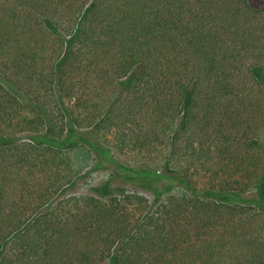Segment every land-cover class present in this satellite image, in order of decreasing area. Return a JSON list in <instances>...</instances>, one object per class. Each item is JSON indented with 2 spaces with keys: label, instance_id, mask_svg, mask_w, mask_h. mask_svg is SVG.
Returning <instances> with one entry per match:
<instances>
[{
  "label": "trees",
  "instance_id": "trees-1",
  "mask_svg": "<svg viewBox=\"0 0 264 264\" xmlns=\"http://www.w3.org/2000/svg\"><path fill=\"white\" fill-rule=\"evenodd\" d=\"M253 1L0 0V264H264ZM78 150L152 201L59 199Z\"/></svg>",
  "mask_w": 264,
  "mask_h": 264
},
{
  "label": "rangeland",
  "instance_id": "rangeland-1",
  "mask_svg": "<svg viewBox=\"0 0 264 264\" xmlns=\"http://www.w3.org/2000/svg\"><path fill=\"white\" fill-rule=\"evenodd\" d=\"M251 6L254 9H264V4L260 1L251 2ZM128 80V79H127ZM127 80L121 83V93H123L127 87L132 83L133 78L128 82ZM9 141L1 142L0 145L8 144ZM264 142L262 143V146ZM261 146V147H262ZM117 162L120 164L133 166L134 168L146 167L159 172V167L155 163L142 162L138 157L118 156L115 155ZM73 168L76 171V177L72 183L64 187L58 198L76 197L85 198L88 196H126L132 193H136L143 196L148 201H152L154 190L157 188L152 182L145 179H139L130 173H124L117 169L115 166L96 168L95 159L90 154L83 152L82 150L76 151L71 154ZM160 185V183H159ZM159 190V189H158ZM172 193L180 194L179 190H173ZM8 246V242L4 245V250ZM103 264H110L109 261H105Z\"/></svg>",
  "mask_w": 264,
  "mask_h": 264
}]
</instances>
